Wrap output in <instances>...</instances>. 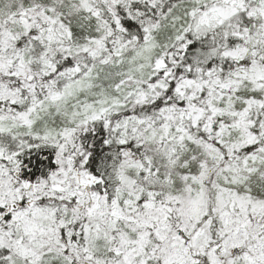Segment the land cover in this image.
I'll use <instances>...</instances> for the list:
<instances>
[{
    "label": "snow or ice",
    "instance_id": "6c2138e0",
    "mask_svg": "<svg viewBox=\"0 0 264 264\" xmlns=\"http://www.w3.org/2000/svg\"><path fill=\"white\" fill-rule=\"evenodd\" d=\"M0 264H264V0H0Z\"/></svg>",
    "mask_w": 264,
    "mask_h": 264
}]
</instances>
